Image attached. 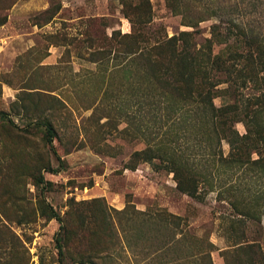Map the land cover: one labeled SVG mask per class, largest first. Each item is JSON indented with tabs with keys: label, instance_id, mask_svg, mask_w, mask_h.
I'll list each match as a JSON object with an SVG mask.
<instances>
[{
	"label": "rangeland",
	"instance_id": "rangeland-1",
	"mask_svg": "<svg viewBox=\"0 0 264 264\" xmlns=\"http://www.w3.org/2000/svg\"><path fill=\"white\" fill-rule=\"evenodd\" d=\"M183 2L186 20L196 15L206 18L199 23L205 36L211 24L229 20L247 36L264 33V0ZM150 4L151 22L142 28L150 44L165 34L190 29L165 0H150ZM49 7L58 9L45 23L47 16L41 12ZM131 30L118 0H0V111L14 124L0 119V264H79L77 251L90 257L106 254L101 264L167 260L151 250L112 247L115 239L109 236L101 206L87 203L78 206L88 215L84 247L69 240L61 255L56 241L60 224L51 212L65 217L70 200L94 198L102 200L116 228L135 226L136 210H166L185 218L194 236L214 244L213 264H225L222 253L227 243L219 228L233 213L226 201L216 199L217 188L202 199L190 197L176 189L172 171L133 158L134 152L148 145L160 149L164 144L157 142L159 137L147 136L158 125L152 117L154 109L136 98L140 84L134 73L141 69L140 63L123 59L119 51H113L116 46L108 53V45L101 40L113 31ZM88 34H96L99 44L92 46ZM126 66L132 72L127 79L123 76ZM149 80L155 94L161 93L160 85ZM164 98L160 95L162 106ZM229 100V96H217L214 103L219 106ZM142 113L147 116L138 131L126 120ZM47 121L56 132L52 143L47 141ZM235 127L245 132L242 123ZM222 148L227 153L225 141ZM124 208L126 216L114 213ZM262 224L264 247V216ZM116 233L122 241L121 230Z\"/></svg>",
	"mask_w": 264,
	"mask_h": 264
},
{
	"label": "trees",
	"instance_id": "trees-1",
	"mask_svg": "<svg viewBox=\"0 0 264 264\" xmlns=\"http://www.w3.org/2000/svg\"><path fill=\"white\" fill-rule=\"evenodd\" d=\"M118 1L132 30L125 34L113 31L101 40L108 45V53L116 46L113 51H119L123 59L140 63L141 69L134 73L140 84L136 98L154 109L152 117L158 125L147 136L159 137L157 142L164 144L160 149L148 145L134 152L133 158L172 171L176 189L190 197L202 199L216 187V199L226 201L233 213L219 228L227 243L222 253L225 264H264V33L247 36L238 24L229 20L211 24L209 36H205L199 28V23L206 19L203 15L186 20L183 0H165L174 14L182 16V25L190 29L170 36L165 34L150 44L149 36L142 31L151 22L150 0ZM57 9L49 7L41 12L47 16L45 23L54 17ZM96 37L88 34L86 38L94 46L99 44ZM222 43L224 47L220 48ZM131 73L126 66L124 78ZM149 77L160 85L158 94L166 101L163 106L160 95L149 85ZM222 84L225 87L219 88ZM217 96H229L230 100L217 106L214 103ZM53 99L62 104L58 98ZM129 101L126 100V105ZM144 116L147 114H133L127 116L126 122L141 131ZM0 119L14 125L4 111H0ZM161 121L165 126L163 131ZM237 123L244 125V133L238 132ZM44 126L47 141L52 143L55 128L50 121ZM223 141L228 145L227 153L223 151ZM86 203L101 206L100 214L109 225V236L115 239L112 247L134 246L170 259L159 264H213L210 254L214 244L208 238L201 240L194 236L183 222L185 218L166 210H136L135 226L127 230L116 228L115 222L108 220L107 207L99 198L89 202L70 200L65 217L51 212L60 224L56 241L61 255L69 240L84 247L88 215L78 206ZM114 213L126 216L127 208ZM119 218L118 224L122 220ZM117 230H121L122 241ZM104 256L90 257L77 251L79 264H101Z\"/></svg>",
	"mask_w": 264,
	"mask_h": 264
}]
</instances>
